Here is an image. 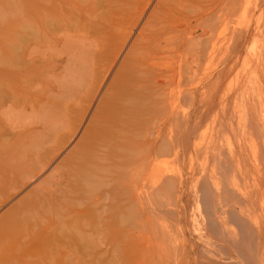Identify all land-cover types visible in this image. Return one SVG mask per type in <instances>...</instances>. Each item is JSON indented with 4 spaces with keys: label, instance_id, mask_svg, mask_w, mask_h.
<instances>
[{
    "label": "bare ground",
    "instance_id": "1",
    "mask_svg": "<svg viewBox=\"0 0 264 264\" xmlns=\"http://www.w3.org/2000/svg\"><path fill=\"white\" fill-rule=\"evenodd\" d=\"M44 1L73 8L87 0ZM88 1L94 12L136 6L105 24L122 27V36L115 40L118 34L109 32L112 47L104 43L98 57L94 49L76 52L69 28L82 27L79 16L54 18L50 3L45 22L38 20L41 4L29 1L22 16L30 24L1 27L2 37L15 39L12 56L0 65V105L9 102L0 118L10 136L0 139V174L11 176L0 180V206L18 197L3 213L9 239L34 238L26 256L43 247L55 262L68 255L65 264L137 254L141 261L125 263L264 264V93L252 89L264 44L262 53H242L256 37L264 39V0ZM60 41L56 53L35 47ZM63 56V70L47 78ZM240 61L251 69L241 63L242 79L231 75ZM35 79L47 81L42 95L50 86L66 92L73 86V102L62 101L59 111L50 96L42 103L31 95ZM26 109L38 118L18 120ZM208 115L212 124L203 132ZM15 139L23 153L12 152ZM73 194L78 203L63 215L60 199L73 201ZM48 212L60 218L41 226Z\"/></svg>",
    "mask_w": 264,
    "mask_h": 264
},
{
    "label": "rangeland",
    "instance_id": "2",
    "mask_svg": "<svg viewBox=\"0 0 264 264\" xmlns=\"http://www.w3.org/2000/svg\"><path fill=\"white\" fill-rule=\"evenodd\" d=\"M29 1H38L40 4H41V9H40V12H41V15H40V19H38L40 22L41 21H43L44 20V22L46 21V19H48V18H50L49 17V15L47 14V7H50V8H52L53 9V11H55L56 10V13H55V16H53L54 18H60L61 16H64L65 18H66V16H68L69 14H73V16H79V21H80V24L82 25V27H79V29L78 28H75V31L73 30L74 29V27H73V29H71L70 30V28H69V32H70V34H72L73 35V37H72V39H73V41L75 42V43H73V46L76 48L75 50H76V52L78 53V52H82V50H84V51H87V52H90V53H92L93 52V49H94V52L95 53H97L98 55H97V57L98 56H101V55H103V49H105V46H104V43L106 44V45H108L107 44V42H109V45H111V41L113 40L114 41V39H115V36H117V34H118V38L117 39H115V40H118L119 39V37L120 36H122V27L121 28H112V24H111V28H105V27H107V25L110 27V23L109 22H112L113 20H115L114 19V17L118 20H122V19H125L124 18V16L125 17H128L129 16V13L131 14V7L132 6H124V5H120V6H117V5H111V6H106V5H104L103 7H101L100 9H98L97 11H95V12H97L98 14L96 15V13L92 10V7H90V1H85L84 3H80L79 2V4H81V5H79L77 2H75V3H77L78 5L77 6H74L73 8H71V5L70 6H68V5H65V6H61L60 4H54V5H56V7L53 5V3H51V1L49 2L50 3V6H49V3L47 2V1H44V0H0V65L2 64V62H3V60H5V59H8L9 57H11L12 56V51H14L15 50V45H13L12 43H11V41L13 42V40H15L14 38H12L13 37V34L12 33H8V34H6L5 35V37H2V28H3V26H10V25H13V24H19V23H21V24H19V26L21 25V29L23 30L24 29V26H26V24H30V20H27V19H25V18H23V12H24V9L26 8V7H28V4H29ZM136 1V0H135ZM56 3V2H55ZM74 3V4H75ZM73 4V5H74ZM82 4H86V7H83V5ZM88 4V5H87ZM48 5V6H47ZM76 5V4H75ZM136 5H137V3H136ZM85 6V5H84ZM116 6V7H115ZM61 7H63V8H61ZM76 7V8H75ZM79 7V9H77ZM81 7V8H80ZM90 8V10H88L89 8ZM125 7V8H124ZM129 7V8H128ZM134 7H136L135 6V3L133 4V7L132 8H134ZM56 8V9H55ZM60 8V9H59ZM52 9L50 10V13H51V11H52ZM62 9H63V11H62ZM82 9H85V10H82ZM122 9V10H121ZM126 9V11L125 12H123L124 10ZM129 9H131V10H129ZM60 12H59V11ZM68 10V11H67ZM71 10H74V11H71ZM77 10V11H76ZM121 10V11H120ZM129 10V11H128ZM134 10V9H133ZM76 11V13H73V12H75ZM79 11H81V12H79ZM62 12H63V14H62ZM71 12V13H70ZM77 12H79L80 14L81 13H83V14H81V15H86V16H80V14L79 13H77ZM101 12V13H100ZM121 12H123V13H121ZM127 12V13H126ZM186 12H188V14H189V11H186ZM61 13V14H60ZM93 13V14H92ZM102 13H104L103 15H105V16H101V14ZM117 13V15H115ZM118 13H119V15H118ZM120 13L121 14H125L124 16H123V18L120 16ZM32 14V16L33 17H35V18H37L36 17V13H31ZM89 14V15H88ZM93 15V16H92ZM101 16V18H99V17H97V16ZM93 18H92V17ZM81 17H84V18H81ZM85 17H87V18H85ZM104 17V18H103ZM111 17V18H110ZM89 18V19H88ZM95 18H96V20H95ZM97 18H99V19H97ZM120 18H122V19H120ZM87 21H86V20ZM102 19V20H101ZM105 19H108L107 21L105 20ZM95 20V21H94ZM112 20V21H111ZM118 20V21H119ZM99 21V22H98ZM125 21H127V20H125ZM88 22V23H87ZM106 22V23H105ZM34 23V22H33ZM91 23H93V24H91ZM99 23V24H98ZM108 23V24H107ZM123 23L125 24V22L123 21ZM70 24L71 25H73L71 22H70ZM86 24H88V25H90L88 28H86V26H88V25H86ZM101 24V26H99ZM105 24H107V25H105ZM122 24V23H121ZM124 24H122V25H124ZM83 25H85V27L84 28H86V29H83ZM94 25V26H93ZM97 25V26H96ZM229 25H231V24H229ZM93 26V27H92ZM125 26V25H124ZM2 27V28H1ZM92 27V28H91ZM72 28V27H71ZM94 28V29H93ZM97 28H98V30H97ZM124 28V27H123ZM77 29V30H76ZM93 29V30H92ZM9 30H12V28H9ZM89 30H90V32H89ZM92 30V31H91ZM99 30H101V31H99ZM103 30H104V32H103ZM110 30V31H109ZM112 30V31H111ZM115 30V31H114ZM118 30L120 31V33L118 32ZM65 31V29L64 30H62V32H64ZM73 31V32H72ZM78 31V32H77ZM82 31H84V33L82 32ZM88 33H87V32ZM91 32L93 33V36H92V34H91ZM96 34H95V33ZM100 32V33H99ZM106 32H107V34H106ZM109 32H110V34H111V32L113 33V34H116L115 36L112 34L111 36H107V35H109ZM102 33H104V34H102ZM95 34V35H94ZM101 34V35H100ZM58 35H60V31L57 33V36ZM89 35V36H88ZM102 37H100V36ZM103 35V36H102ZM120 35V36H119ZM106 39H105V38ZM108 37V38H107ZM112 37H114V38H112ZM13 40H12V39ZM71 38V37H70ZM109 38H110V40H109ZM105 40H107L106 42H105ZM113 41H112V43H113ZM254 41V42H253ZM251 43H249V45L248 46H250V48H247L244 52H242L243 54H244V56H246V57H250V53H253V54H259V52L260 53H262L263 52V45L262 44H264V39H263V41H262V39L260 38V37H256V39H254ZM260 42H262V43H260ZM13 43H15V42H13ZM58 43V44H57ZM61 43V44H60ZM82 43H84L85 45H81ZM24 44H25V42H24ZM56 45H53V47H45L44 45H36L35 47H36V49L37 50H40V51H43V52H46V53H49V52H51V53H56V52H58L59 51V49H60V51H61V48H62V42L60 41V42H56L55 43ZM257 44H260L259 46L257 45ZM58 45V46H57ZM108 45V47H110ZM56 48H55V47ZM254 46V47H253ZM257 46L259 47V48H257ZM111 47H112V45H111ZM263 47V48H262ZM253 48V49H252ZM262 48V49H261ZM108 49V48H107ZM112 49V48H111ZM250 49V50H249ZM257 49H261V50H257ZM250 51L249 52V54H247V52L248 51ZM254 50H255V52H254ZM97 51V52H96ZM249 55V56H248ZM62 59H57V60H55V61H53V64H55L54 62H57L55 65H57L56 66V68H55V70L54 71H52V72H50L49 73V75L47 76V78H49V79H51L52 78V76H54V74H55V72H56V70L58 71V72H56V73H59V72H61L60 70H63L62 68H63V65L65 64L64 62H65V56H63V57H61ZM64 61V62H63ZM242 61V60H241ZM240 61V66H241V63H242V66H243V68L245 67V69H246V71L247 72H249V70H251V69H249V66L248 65H246V64H249V63H246V64H244L243 65V62H241ZM105 62V64H107V61L105 60L104 61ZM64 63V64H63ZM102 63V62H101ZM261 63H263L262 65H261ZM261 63H259L258 64V67L255 69V72L257 73H255V72H253L254 74H255V81H257V85L256 86H253V88L252 89H254V90H256L257 91V93L258 92H260V91H262L263 93H264V72H263V70H264V61L263 62H261ZM252 64V62H250V65ZM50 65V64H49ZM242 66L241 67H239V65L238 66H236L235 67V69H233L232 70V72H231V75L233 76V75H235L236 73L238 74H236V76H238L239 77V75H241L242 76V73H243V70L244 69H241L242 68ZM254 66H257V65H254ZM263 66V67H262ZM239 69H238V68ZM260 67V68H259ZM60 68V69H59ZM260 69V70H259ZM263 69V70H262ZM254 71V70H253ZM259 71V72H258ZM247 72H245V76H246V74H247ZM54 73V74H53ZM259 73V74H258ZM260 73H261V75H260ZM53 74V75H52ZM242 76V77H240V79H242L243 77H245V76ZM188 76L190 77L191 76V73H188ZM262 76V77H261ZM51 77V78H50ZM258 77H260V79L258 78ZM263 78V79H262ZM259 79V80H258ZM254 80V79H253ZM254 81V82H255ZM260 81V82H259ZM44 82L46 83L47 81L45 80V81H43V83H41V82H38V80L37 79H35V81H34V83L32 84V86H31V88H30V90H31V95L33 96V97H37V98H40V100L42 101V103H44V102H46L47 101V97L48 96H50V98L52 99V104H56V106H57V108L55 109V110H57V111H59V109H60V107L61 106H63V104H62V101H66V99L68 98V100H67V102L68 103H72L73 102V100L70 98L71 97V95H72V89H73V86H69L68 87V90H67V92L66 91H59V89H57V88H54L53 86H50V89L52 88V90L51 91H48V95H42L43 93L41 92V87L44 85ZM263 84H262V83ZM252 83H253V81H252ZM48 84H51V83H48ZM47 85V84H46ZM46 85H44V86H46ZM251 90V89H250ZM47 91V90H46ZM47 94V93H46ZM64 94L66 95V96H64ZM259 94V93H258ZM257 94V95H258ZM260 95V94H259ZM54 98V99H53ZM69 98H70V100H69ZM263 99V97H261V95L259 96V99H260V102L262 103V105L264 106V99H263V101H262V99ZM43 99V100H42ZM62 104V105H61ZM61 105V106H60ZM9 106V102H6L5 104H2V105H0V114H1V112H4L5 110H7V107ZM35 109V112L38 110L37 108H34ZM29 110H31V109H26V111H24L23 113H22V115L21 116H19V118H18V120H20L21 122H24V120L23 119H27L26 121L28 122V121H30L31 119V121H33V120H35V118L37 119L38 117V115L35 117V113H33L32 111H34V110H32V111H29ZM210 116H212L213 115V113H211V114H209ZM209 115H208V117H206L205 118V122H203V124H202V126H201V128H200V130L202 131L203 130V132L204 131H207L208 129H207V127H209L210 128V124H212L211 123V117H209ZM29 117V118H28ZM34 117V118H33ZM2 118V117H1ZM0 118V128H3V129H6L5 127L6 126H4V119L2 118L1 119ZM215 121H216V119H215ZM210 122V123H209ZM40 123H37L36 124V126H35V129L38 131V132H40L41 131V126L39 125ZM203 127H206V129H204ZM5 131V133L3 134V136H1L0 137V139L1 140H3L4 138H10V136L8 135V133H7V129L6 130H4ZM40 136H42V137H45V133L43 134V133H41L40 134ZM15 142H17V146H16V143ZM20 143V144H19ZM13 144H15V145H13ZM18 147V148H17ZM22 147H23V145H22V142H21V140H17V139H15L14 141H13V143H12V147H11V149L13 150L12 152L13 153H17V154H19V153H23L24 151H23V149H22ZM15 148V149H14ZM25 148H26V146H25ZM17 149V150H16ZM22 150V151H21ZM18 151H20L19 153H18ZM194 155V156H193ZM192 156H191V159H192V161H193V165H194V163H197V162H200V157L199 156H196L195 154H193ZM195 158L197 159V162H196V160H195ZM195 161H194V160ZM70 162H68V163H66L65 164V168H67L68 170L71 168V163L69 164ZM192 164V163H191ZM197 165H198V163L197 164H195L194 166H196L197 167ZM192 166V165H191ZM194 166H192V167H194ZM44 171V170H43ZM47 171H45V173H46ZM45 173L43 174V175H45ZM2 178H8L9 179V181L11 180V176H10V173L9 172H7V173H5V174H0V180H2ZM95 188H96V186H95ZM94 188V190L93 191H96V189ZM98 189V188H97ZM75 194H73L72 195V197H73V201L70 199L69 200V197H65V198H62L63 199V201H64V203H63V201H62V199H60L61 201V203L59 204L58 202H57V204H59V206H57V209L60 211V212H62V213H64L63 215H65L66 213H68V211L69 212H71V209L73 208H75V206L77 205V203L78 202H76V205H75V202L74 201H76L77 200V195L76 196H74ZM15 198L16 197H11L10 199H9V201L8 202H6L5 204H2L1 206H0V264H40V262H41V264H43L45 261H48V259L49 258H51V259H49V263L48 264H60L61 263V261H62V263L61 264H65L66 262H68L69 261V259H68V257H66V256H68V255H66L67 253L65 252V255L66 256H63L62 254L61 255H59V256H61V257H59L60 259H59V261L57 262H55V259H57L58 257H54V256H52V255H50L49 256V254H48V256H47V259H46V256H44V254L46 253V250H45V248L43 249V247L42 248H38V249H36V250H34V251H31V254L29 253V256L27 255L26 256V254H24V253H26V251H28V249H30L31 250V248H33V246L34 245H36L37 244V241L36 240H34V238L33 239H27V238H24V239H22V240H20L19 241V243L18 244H16V242L14 243V242H12L11 241V239H9V235H8V232H9V230L10 229H8V228H4L3 227V220H5L4 218H6V216L3 214L4 212H5V210L7 211L11 206L10 205H13V203H14V201H15ZM18 198V197H17ZM16 198V199H17ZM76 198V200H74ZM66 199H68V200H66ZM79 201H81V200H79ZM86 201V200H85ZM187 201V200H186ZM67 202V203H66ZM71 203V205H70V203ZM66 203V204H65ZM82 203V202H81ZM192 201L190 202V200L189 201H187V203H186V209L188 210V212L189 213H192V210H194V208L192 207ZM72 204H74L75 206L73 207V205ZM61 205V206H60ZM64 205H67V206H65V209H64V207L63 206ZM9 206V207H8ZM8 207V208H7ZM61 207V208H60ZM68 207H69V209H68ZM7 208V209H6ZM61 209V210H60ZM64 209V210H63ZM67 209H68V211H67ZM72 209V210H73ZM56 211V213L57 214H59L60 212L59 211ZM63 210V211H62ZM191 210V211H190ZM59 212V213H58ZM56 213H54V214H56ZM62 213H60V215L62 214ZM103 213V212H102ZM101 213V214H102ZM46 214V213H45ZM48 215L50 214H52L51 215V218L49 217V216H47V215H45L46 217H48V219L49 220H46V222H48V224L47 223H42L41 224V226L42 225H50V222L52 221V222H54L55 221V217H56V219L57 218H60V215H55V217H54V214H53V212H48L47 213ZM104 214H106V212L105 213H103V215ZM45 217V219H47ZM2 220V221H1ZM86 220H82V227H80V229L82 230V231H84V234L87 232L86 230H88V229H86L87 227H85V225H83V224H85L86 222H85ZM85 222V223H84ZM84 226V227H83ZM80 230V231H81ZM74 232H77V231H79V229H75V230H73ZM86 231V232H85ZM2 236V237H1ZM95 237V236H94ZM99 238V237H98ZM97 237H95L94 239H95V244H97V245H99V246H101L102 245V242H100V244H98L97 242H96V240L98 239ZM184 239V238H183ZM32 240V241H31ZM33 240H34V243H33ZM98 241V240H97ZM101 241V240H100ZM32 245V246H31ZM39 245V244H38ZM31 246V247H30ZM98 246V247H99ZM98 247H96V248H98ZM23 250H22V249ZM24 248H25V250H24ZM15 249H18V250H16L15 251ZM21 249V250H20ZM27 249V250H26ZM43 249V250H42ZM171 249V248H170ZM43 252H42V251ZM75 250H76V248H75ZM19 251L21 252V251H23V253H22V255H24V257H22L21 258V254L19 253ZM170 250H168V252H169ZM171 251H172V249H171ZM134 253H135V251H134ZM136 253H138V252H136ZM136 253L134 254V255H136ZM40 255V256H39ZM133 255V256H134ZM136 256H138V257H141L139 254H137ZM136 256H134V257H136ZM49 257V258H48ZM108 256H101V257H99V258H94V259H90V258H86V259H88V260H86V261H84V262H80V263H78V264H113V263H116V264H121L122 262V260H124V263H125V260H126V262H129V257L128 258H124L123 259V257H118V256H114V258L112 257H108ZM120 259H118V258ZM130 257H132V256H130ZM137 257V258H138ZM21 258V259H20ZM63 258V259H62ZM106 258V259H105ZM110 258V259H109ZM117 258V259H116ZM134 258L133 259V257L130 259V263H136V262H138V261H141L142 260V258ZM96 259V260H95ZM113 259V260H112ZM116 259V260H115ZM133 259V260H132ZM136 259V260H135ZM139 259H141V260H139ZM65 260V261H64ZM68 260V261H67ZM92 260V261H91ZM51 261V262H50ZM112 261V262H111ZM114 261V262H113ZM119 261V262H118ZM89 262V263H88ZM47 263V262H46ZM68 264V263H67ZM126 264V263H125ZM179 264H184V263H179Z\"/></svg>",
    "mask_w": 264,
    "mask_h": 264
}]
</instances>
